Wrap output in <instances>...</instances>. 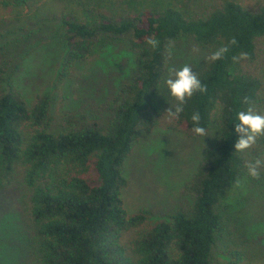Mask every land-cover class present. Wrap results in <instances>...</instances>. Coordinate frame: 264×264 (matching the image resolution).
Segmentation results:
<instances>
[{"label":"trees","instance_id":"obj_1","mask_svg":"<svg viewBox=\"0 0 264 264\" xmlns=\"http://www.w3.org/2000/svg\"><path fill=\"white\" fill-rule=\"evenodd\" d=\"M40 1L0 0L30 11ZM65 1L58 35L63 76L104 41L124 39L135 54V73L118 87L104 124L85 113L65 114L56 124L50 95L36 96L29 106L13 87H5L0 62V174L18 188L20 221L32 253L28 264H211L224 225L222 195L264 148L260 136L253 149H234L237 112L252 107L264 114V0H219L196 14L173 5L149 7L117 18L106 9L112 0ZM150 38L159 41L157 49L147 45ZM232 38L238 43L223 59L207 60ZM181 40H191L204 54L196 75L207 91L189 98L179 118H168V128L196 136L191 116L198 112L206 131L216 125L217 139L185 185L188 202L168 221L139 233L127 252L122 233L143 226L147 215H128L124 208L123 165L157 124L166 48ZM241 53L247 58L233 62ZM259 171L264 180V167ZM230 257L226 264H244L240 254Z\"/></svg>","mask_w":264,"mask_h":264},{"label":"rangeland","instance_id":"obj_2","mask_svg":"<svg viewBox=\"0 0 264 264\" xmlns=\"http://www.w3.org/2000/svg\"><path fill=\"white\" fill-rule=\"evenodd\" d=\"M218 1L136 0L128 5L112 0L106 9L116 18L142 8L168 5L196 14ZM65 4V0H41L30 11L0 2V49L3 51L0 62L6 72L5 87H13L29 106L36 96L50 95L56 124L63 115L75 113L99 118L104 124L118 87L135 73V54L125 39L104 41L95 54L63 76L64 50L58 35ZM203 56L191 40L175 43L161 83L157 124L138 140L124 162L123 174L127 179L121 193L124 208L128 215L139 212L147 215L143 226L122 233L120 242L127 252L139 233L161 220L168 221L182 203L188 202L185 185L217 139L216 125L205 137H193L181 129L168 128L166 111L175 100L169 95L164 80L170 70H179L184 65L196 73ZM257 157L264 160V148L257 151ZM237 180L241 187L233 184L221 198L219 209L224 225L212 249L211 264H226L236 254H240L244 264H264V180L261 173L259 179L249 177L246 169ZM17 189L0 174V264H28L32 255L20 221Z\"/></svg>","mask_w":264,"mask_h":264},{"label":"clouds","instance_id":"obj_3","mask_svg":"<svg viewBox=\"0 0 264 264\" xmlns=\"http://www.w3.org/2000/svg\"><path fill=\"white\" fill-rule=\"evenodd\" d=\"M147 45L153 50L159 47V41L154 38L147 40ZM237 40L232 38L228 44H225L214 52H212L207 60L217 61L225 57L229 52L231 46L237 45ZM173 41H169L166 52L168 58L171 57L173 52ZM247 53H241L238 57L234 56L233 62H237L241 59H246ZM164 83L168 89L169 95L175 100V107H170L166 113L170 120L179 118L180 114L184 112V106L189 98H191L196 92L205 93L207 86L201 83L196 73L193 72L189 65H184L179 70H170L169 76L164 80ZM248 98H245L244 103H248ZM200 115L198 112H194L191 116L193 122L192 132L196 136L205 137L208 136L204 127L200 126ZM236 120L238 123L234 126L235 133L239 134V138L234 144L236 152H245L252 148L256 143L257 138L264 136V114H259L249 107L246 111H239L236 114ZM264 167V160L255 159L251 163L246 165L247 174L253 179L260 178V169ZM236 187H241L240 180L235 181Z\"/></svg>","mask_w":264,"mask_h":264}]
</instances>
